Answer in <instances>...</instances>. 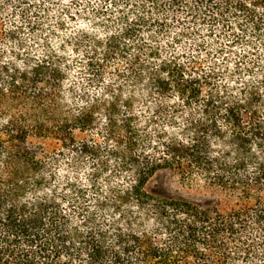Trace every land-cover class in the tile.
<instances>
[{
	"label": "trees",
	"instance_id": "16d2710c",
	"mask_svg": "<svg viewBox=\"0 0 264 264\" xmlns=\"http://www.w3.org/2000/svg\"><path fill=\"white\" fill-rule=\"evenodd\" d=\"M0 264H264V0H0Z\"/></svg>",
	"mask_w": 264,
	"mask_h": 264
},
{
	"label": "rangeland",
	"instance_id": "374dc122",
	"mask_svg": "<svg viewBox=\"0 0 264 264\" xmlns=\"http://www.w3.org/2000/svg\"><path fill=\"white\" fill-rule=\"evenodd\" d=\"M181 187L183 185L178 178H175L170 173L159 172L150 179L147 190L154 195H170L181 189ZM192 194L194 196L199 195L196 191Z\"/></svg>",
	"mask_w": 264,
	"mask_h": 264
}]
</instances>
